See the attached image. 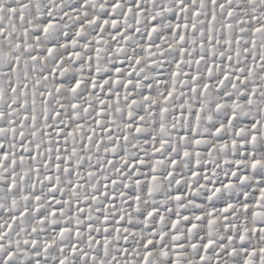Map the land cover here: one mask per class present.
I'll return each mask as SVG.
<instances>
[{
  "label": "snow or ice",
  "instance_id": "obj_1",
  "mask_svg": "<svg viewBox=\"0 0 264 264\" xmlns=\"http://www.w3.org/2000/svg\"><path fill=\"white\" fill-rule=\"evenodd\" d=\"M0 264H264V0H0Z\"/></svg>",
  "mask_w": 264,
  "mask_h": 264
}]
</instances>
